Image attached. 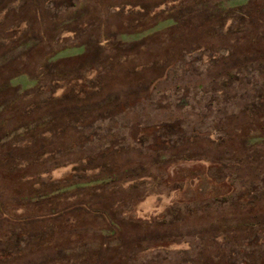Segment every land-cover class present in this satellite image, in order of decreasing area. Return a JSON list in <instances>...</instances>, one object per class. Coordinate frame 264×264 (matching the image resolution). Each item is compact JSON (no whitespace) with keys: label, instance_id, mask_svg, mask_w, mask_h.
Returning a JSON list of instances; mask_svg holds the SVG:
<instances>
[{"label":"rangeland","instance_id":"rangeland-1","mask_svg":"<svg viewBox=\"0 0 264 264\" xmlns=\"http://www.w3.org/2000/svg\"><path fill=\"white\" fill-rule=\"evenodd\" d=\"M44 1L42 10L26 16L16 15L22 0H0V93L9 89L0 106L2 120L7 119L0 151L14 168L25 163L21 152L39 139L41 122L83 121L66 143L50 144L64 148L68 157L59 152L40 162L30 153L27 184L34 174L45 173L38 179L47 191L65 185L72 174L68 162L76 161L82 168L98 167L85 173L87 178L110 173L134 181L115 188L119 201L111 210L120 234L107 243V251L95 219L80 212L75 215L80 221L68 225L71 215L53 219L48 213L43 226L33 229L0 219V264H264V171L249 182L221 181L230 170L226 164L235 160L224 148L210 150L228 142L227 136L250 132L242 110L264 91V64L243 47L253 34L264 39V29L257 25L241 34L250 29L249 11L264 20V0ZM206 17H211L208 26ZM46 48L47 55L62 52L45 62L43 72ZM116 80L119 85L112 87ZM104 85V92L98 91ZM27 90L32 96L20 100L18 93ZM84 135L92 139L80 141ZM253 149L257 152L248 150L235 163L263 161L264 145ZM211 159L220 168H211ZM140 166L148 173L132 188ZM209 181L228 185L216 190ZM245 185L247 200L260 208L257 228L231 230L226 226L234 219L228 216ZM4 204L0 217L23 215L21 207ZM222 235L228 237L227 259L217 256Z\"/></svg>","mask_w":264,"mask_h":264},{"label":"trees","instance_id":"trees-1","mask_svg":"<svg viewBox=\"0 0 264 264\" xmlns=\"http://www.w3.org/2000/svg\"><path fill=\"white\" fill-rule=\"evenodd\" d=\"M47 1L42 2V0H22V6L19 7V11L16 12V15L19 13L21 14H26L29 12L31 9L34 12L35 10H42L44 5L46 4ZM251 2H256V0H252ZM259 2V1H258ZM170 12V11H166ZM1 14V13H0ZM10 15L11 12H8ZM248 15L250 16V20L247 21L249 23L248 27L250 29H243L242 34L244 35L245 33L249 34L252 32L257 25L262 26L264 29V20H260V18L255 15L252 16L251 11L248 12ZM261 17V16H260ZM203 18V17H202ZM210 20L211 17H206L204 18L205 23H207V26L210 25ZM157 25V24H156ZM212 25V24H211ZM155 26V25H154ZM207 29V28H206ZM30 32L32 33L33 31L30 28ZM123 32V31H120ZM126 33V32H125ZM137 33V32H136ZM124 34V33H122ZM128 34V33H127ZM130 35H133V33H129ZM204 35V34H202ZM245 36V35H244ZM243 36V37H244ZM24 37L26 38L27 36L24 34ZM23 37H21L22 39ZM242 45V42L240 43ZM245 44L246 46L243 47L244 53L248 55H257L255 56L256 58L261 59L259 61L260 65L264 64V39L257 38L254 34L246 37L245 38ZM41 46H43L41 44ZM45 46V45H44ZM44 46L41 49H44ZM40 49V50H41ZM46 52L44 53L43 60H42V66L39 69H42L43 72H45V62L49 60H53L57 58V56L62 52L61 50L58 51H53L51 54L47 55V52L50 50L46 48ZM64 49H67L66 47ZM63 50V49H62ZM64 51V50H63ZM46 59V60H45ZM264 67V66H263ZM134 73V72H133ZM132 75V74H130ZM135 75V74H134ZM133 75V76H134ZM15 77V76H13ZM39 73L36 75L34 78L36 81H39ZM121 81V78H120ZM132 82L130 79H126V83ZM38 82H35V87ZM224 84V83H223ZM112 87L118 86L119 83L116 81L111 82ZM107 88V85H104L103 88H101L100 92H104V89ZM8 88L4 90V93H0V106L2 104V99L6 96V93H8ZM258 96L256 98L252 99V101H249L247 104L244 105V108L242 110V115H245L248 117V130L246 132H243L241 130V134L235 138H232L230 136H227V141H223V143L217 144V146L214 144V148H210L211 151H215L214 149L218 150V148H224L227 150V152H230V155L232 156L231 159L237 161V157L241 155H245L248 153V150H254L253 148H256L257 146L264 145V91L259 90ZM19 95H22L20 100L25 101L28 96H32V91H22L18 93ZM18 95V96H19ZM16 98V97H15ZM23 107L24 104L22 103ZM8 110L7 107H3ZM12 112H18V110L15 108L12 110ZM1 115V114H0ZM73 119V118H72ZM7 119H3L0 116V131L2 133H5V126L4 122H6ZM16 121H18L16 119ZM24 121V118L22 122ZM83 123V121H77V120H71L65 121L61 118H54L51 120L43 121L41 122L37 128L42 129V132L39 134L40 137L39 139H34V145L33 148H28L24 149L21 152L20 157L25 158V161L19 163L16 165V167L12 168L13 163L11 161H8L7 158V152L0 151V188H5L8 189L6 193H3L0 191V209H4L6 204L4 202L9 201L12 206H18L21 207L23 210V215H14V214H6V213H1L2 216L0 219H4V222H10L16 224L19 228H22L24 226H30L32 229L34 227H42L43 224L46 222V220L50 217H48V213L50 215L52 214L53 219H58L61 214L65 215H71V222L67 221L68 225L75 223L76 221L79 222L80 216L75 215L77 213L82 212L83 214L95 219L98 222V231L100 234V240L102 245L101 248L103 251H107V243L113 239H116L119 237V232L120 229L118 227V223L116 218L113 215V211L111 210V207L119 201V198L115 196V192L117 186H124L125 184H128L130 181L129 178H124V180H117L114 177V174H110L107 176L106 173L102 174H94L90 178H87L85 176V173L87 172H93L95 170H98V167H86V165L82 168L81 162L76 161L75 162H68L69 165H71L70 170L72 171V174L69 177H67V184L58 186L56 188H52V190L47 191V189H44V185H39L41 184L40 180L38 179L39 177L42 178L40 175H44L45 173H39V174H34L29 181H31L30 185L27 184L28 180H24V176L26 173L25 170L27 171L28 167L26 166V160L30 159L29 155L32 153L33 156L36 157V161H46L49 159H42L45 157H49L50 159H54L55 155L57 153H62L66 157H68L70 154L67 153L64 148H53L54 146L50 145L51 143H66L70 136V133L73 128L76 127V125ZM39 129V130H40ZM74 132V129L73 131ZM78 134V132H77ZM5 135V134H4ZM8 135V134H6ZM45 136V138L43 137ZM80 138V141H90L92 139V135H84V136H78ZM245 143V146H240V144ZM73 142L71 143V147H74L78 143ZM229 146V147H228ZM217 147V148H216ZM219 148V149H220ZM56 153V154H55ZM11 158V157H10ZM29 161V160H28ZM233 162L232 165L226 164L225 169H230L228 174L224 176V180L221 181H226V180H231L232 177H242L246 182H249V180H253L256 178L260 172L264 171V160L260 161L259 164H254V162H249L246 164L241 163L240 161L235 163ZM23 163V164H22ZM46 163V162H45ZM211 164V168L216 169L220 168V163L218 161H212L209 162ZM142 169V174L137 175V186L132 185V188H137L144 183V179L146 178V175L148 173V167L140 166ZM252 173V175L249 177L247 174ZM247 176L248 178H245ZM87 179L85 181L84 179ZM84 181V182H81ZM261 183H263L264 178L260 180ZM91 183V185H89ZM114 183H117L114 185ZM225 183V182H224ZM210 186H212L216 190H220L223 187L225 188L227 183L223 184L221 182L220 185H217L215 183H211L209 181ZM25 187L24 191H19L17 189V186L19 187ZM28 185V186H26ZM36 185H38V188H36ZM228 185V184H227ZM262 185V184H261ZM116 186V187H115ZM135 186V187H134ZM263 186V185H262ZM34 187V188H31ZM228 187V186H227ZM240 191L242 192L241 196L238 197L235 202V209L234 212H231L230 215L228 216L229 218L234 219L233 223L231 225L226 226L227 228H232L231 230L239 231V230H253L254 228H257L255 226L257 218H258V213L260 208H257L254 204L256 202H249L247 200V195L246 192H250L249 187L241 186ZM44 189V190H43ZM228 189H231L230 185ZM247 190V191H246ZM230 192V190H229ZM228 192V193H229ZM244 192V193H243ZM71 193V194H70ZM220 199L222 201L225 200V197H222L221 194ZM212 196L213 199H216L217 196ZM69 196V198H68ZM244 196L246 199H244ZM7 197V198H5ZM5 198V199H2ZM114 198V200H113ZM118 200V201H117ZM259 200V199H258ZM257 200V201H258ZM260 201H264V199H260ZM60 202V203H59ZM63 209H60L62 208ZM9 208V207H7ZM6 208V209H7ZM73 218V221H72ZM224 219V218H221ZM254 220V221H253ZM239 221V222H238ZM245 222V223H243ZM249 222V223H247ZM247 223V224H246ZM87 224V223H86ZM264 227V226H263ZM260 230L262 233L264 232V228ZM1 228V224H0ZM23 228V229H24ZM97 231V230H95ZM97 231V232H98ZM90 236H92L90 234ZM222 244H218V248L221 250L217 256H223L226 258V255L223 253V247L227 245L226 242L227 238L225 235H222ZM113 238V239H112ZM232 240L237 239V235H234L231 237ZM213 240V239H212ZM260 239H256V241H259ZM105 247V248H103ZM227 259V258H226ZM202 264H212L215 263L213 260L211 261H205L201 262ZM227 264V261L224 260H219L215 264Z\"/></svg>","mask_w":264,"mask_h":264}]
</instances>
